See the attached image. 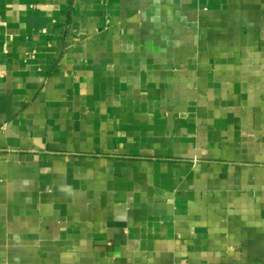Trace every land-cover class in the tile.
<instances>
[{
  "label": "crops",
  "instance_id": "1",
  "mask_svg": "<svg viewBox=\"0 0 264 264\" xmlns=\"http://www.w3.org/2000/svg\"><path fill=\"white\" fill-rule=\"evenodd\" d=\"M0 264H264V0H0Z\"/></svg>",
  "mask_w": 264,
  "mask_h": 264
}]
</instances>
